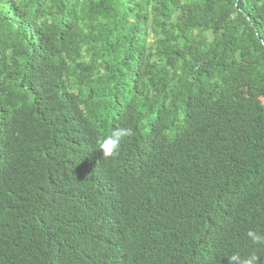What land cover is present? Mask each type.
Listing matches in <instances>:
<instances>
[{"label": "trees", "instance_id": "1", "mask_svg": "<svg viewBox=\"0 0 264 264\" xmlns=\"http://www.w3.org/2000/svg\"><path fill=\"white\" fill-rule=\"evenodd\" d=\"M250 229L264 0H0V264H264Z\"/></svg>", "mask_w": 264, "mask_h": 264}, {"label": "clouds", "instance_id": "2", "mask_svg": "<svg viewBox=\"0 0 264 264\" xmlns=\"http://www.w3.org/2000/svg\"><path fill=\"white\" fill-rule=\"evenodd\" d=\"M132 134L130 128L117 127L112 130L110 135L98 142V149L102 151L105 159L115 157L119 154L122 140ZM246 235L254 244L264 245V235H261L257 231L250 229L247 231ZM227 258L229 264H256L257 261L255 256L242 258L238 253H234Z\"/></svg>", "mask_w": 264, "mask_h": 264}]
</instances>
